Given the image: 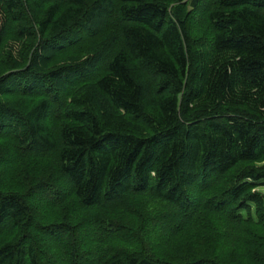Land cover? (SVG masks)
Here are the masks:
<instances>
[{"label": "trees", "instance_id": "obj_1", "mask_svg": "<svg viewBox=\"0 0 264 264\" xmlns=\"http://www.w3.org/2000/svg\"><path fill=\"white\" fill-rule=\"evenodd\" d=\"M0 264H264V0H0Z\"/></svg>", "mask_w": 264, "mask_h": 264}]
</instances>
